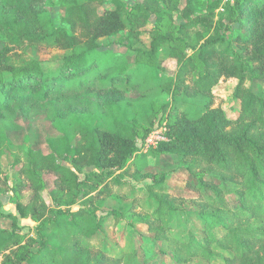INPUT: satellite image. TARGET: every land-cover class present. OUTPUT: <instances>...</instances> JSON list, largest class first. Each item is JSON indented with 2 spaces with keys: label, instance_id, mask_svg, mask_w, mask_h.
<instances>
[{
  "label": "trees",
  "instance_id": "obj_1",
  "mask_svg": "<svg viewBox=\"0 0 264 264\" xmlns=\"http://www.w3.org/2000/svg\"><path fill=\"white\" fill-rule=\"evenodd\" d=\"M9 1L20 5L22 15L0 22V34L7 42L0 52V78L6 77L0 82L1 91H10L8 95L3 94L7 96L5 100H0V107L4 111L10 107L7 100H13L12 96L22 97L20 99L36 97L44 101L52 93L59 92L61 87L67 89L75 84L78 85L77 89L98 88L108 92L112 90L113 93L115 90L130 93L132 87H137L135 82L139 78L121 67V61L109 66L108 70H101L99 63L104 56H100L99 41L125 31L129 37L140 39L141 30L153 15L159 21L173 18L162 12L158 0H146L131 9L123 0H113L114 8L103 15L99 14V10L105 0H64L62 21L68 28H57L51 18H44L31 10L27 3L23 5L19 0ZM197 1L185 0L183 9L176 3L175 10L181 13L186 22L181 26L183 36L155 30L150 48L139 51L147 64L162 73H165L163 65L167 60H176L180 65L175 78H166L164 83L153 89L162 87L176 94L187 81H191L192 85L187 86V96H202L208 100L222 77L240 79L235 97L241 102V113L237 120L232 121L219 109H211L210 103L202 108L196 104L182 103L181 111L179 107L176 109L169 124L167 141L160 143L158 148L159 153L178 155L182 160L194 158L189 171L207 167L206 174L219 181L220 187L200 184L203 190H210L205 187L209 186L215 191L214 196L206 195L208 208L199 214L201 236L192 232L188 239H182L173 233L172 216L178 209L173 201H169L170 195H164L166 177L155 180L154 185L148 187L150 198L157 203V207L152 213L140 216L139 223L147 225L154 236L152 240L163 245L160 252L170 255L175 264L194 261L209 264L219 256L224 257V264H264V90L257 95L246 88L244 69L227 60L229 48L217 47L223 39L218 32V35L213 33V19L209 15H196ZM258 1L261 0H236L234 12L242 17ZM210 7L213 12L218 3L211 2ZM255 16L258 18V14ZM240 26L245 27L246 24ZM190 30H196L198 42L203 43L194 55L187 57L184 48L188 44L189 37L186 35ZM241 40L252 44L254 54L251 60L264 79V26H260L256 33H239L237 39L232 41L239 43ZM42 45L73 52L67 59L63 73L48 74L42 69L40 61L28 58V49ZM28 60H32L31 67L17 68L16 62L25 63ZM199 71H203L202 77H199ZM143 90L147 92L150 89ZM129 132L123 130L122 126L116 131L101 126L93 129L87 134V143L78 147L73 168L58 163L60 159L68 160L62 155L54 159L43 152L34 154L32 168L19 172L17 188L21 193L26 191L28 197L19 201L18 210L26 214L27 210L32 209L31 217L41 223L40 243L38 248H33L36 240L30 239V246L17 248L23 239L14 231L0 228V249L10 251L4 264L150 263L155 254L141 262L140 252L135 245L133 249L120 251L118 255H113L107 248H83L80 242L94 237L103 226L96 210L71 209L77 204L83 189L86 190L85 196L92 195L105 181L104 173H93L92 179L89 176L86 181H80L79 174L85 169L119 172L127 167L138 152L137 135ZM53 143H57V140ZM63 147L69 149L67 144ZM40 172L54 176L55 189L51 195L59 205L57 211L46 201V185ZM229 196L235 197L237 207L231 206L227 199ZM1 207L0 204V219H12L15 227L16 216L4 215ZM53 214L55 219L50 217ZM217 231L224 234L220 236Z\"/></svg>",
  "mask_w": 264,
  "mask_h": 264
},
{
  "label": "rangeland",
  "instance_id": "obj_2",
  "mask_svg": "<svg viewBox=\"0 0 264 264\" xmlns=\"http://www.w3.org/2000/svg\"><path fill=\"white\" fill-rule=\"evenodd\" d=\"M19 1L23 5L27 3L31 10L44 18H51L57 28L67 27L62 21L65 12L64 0H29L30 4L28 0ZM123 1L131 9L146 0ZM235 1L199 0L196 15H209L213 19V33L219 34L221 40L223 39L217 47L229 48L227 60L244 69L247 76L246 88L259 95L264 90V79L256 71V66L251 60L254 48L251 43H244L243 40L239 43L232 40L237 39L239 33L240 35L256 33L260 26H264V0L255 2L251 10L242 17L234 12ZM158 2L162 12L172 15V19L165 18L159 21L157 16L153 15L146 27L141 30L143 32L140 39L129 37L128 32L125 31L115 37L99 41L100 56H104V60L99 63L101 70H108L109 66L121 61V67H125L130 74L139 78L135 82L137 87H132L130 93L119 90L113 93L112 90L108 92L98 88L77 89L78 85L75 84L67 89L61 87L59 92L52 93L44 101L36 97L20 99L22 97L12 96L13 100H7L10 103L7 110L4 111L0 107L1 212L4 215L15 213L17 218L15 227L12 219L1 218L0 228L14 231L23 239L17 248L30 246V239L36 240L33 248H38L41 224L31 217V208L25 212L26 214L18 210L19 201L28 197L26 191L21 193L17 188L19 172L32 168L35 161L34 154L37 152H43L54 159L62 155L68 160L60 159L58 163L73 168V158L76 157L78 147H83L87 143L86 138H89L87 134L99 126L113 131L119 130L122 126V129L128 133L133 131L137 135L138 152L122 171L87 168L79 174L80 181H86L89 176L93 177V173L106 175L105 181L95 193L85 196L86 190L83 189L77 204L71 207L74 211L82 208L96 210L103 226L94 237L80 242L82 247L91 250L94 247L107 248L113 255H118L120 251L133 249L135 245L140 252L141 262L155 254L149 264H174L170 255L160 252L163 245L152 240L154 236L149 232L147 225L139 223L140 216L152 213L157 207V203L150 198L148 187L154 185L155 180L158 181L161 177H166L167 182L164 195L169 194V201H173L178 209V212L172 216L173 233L182 239H188L192 232L201 236L199 214L204 208H208L206 195L214 196L215 191L209 186L205 187L210 190H203L200 184L220 187L219 181L206 174L207 167L189 171L188 167L194 163V158L182 160L178 155L159 153L158 148L160 143L167 141L169 124L174 118L176 109L179 107L181 111L182 103L196 104L198 108L210 103L211 109H219L227 119L237 120L241 113V102L235 97V92L240 79L222 77L214 86L212 96L208 100H204L202 96L196 98L187 96V86L192 85L191 81H187V84L176 94L174 91L169 93L162 87L153 89L164 83L166 78H175L180 65L176 60H167L163 65L165 73H162L158 68L147 64L141 58L139 51H147L150 48L153 31L172 32L183 36L181 26L186 23L181 13L175 10L177 2L183 9L186 5L185 0H158ZM211 2L218 3V7L213 12L210 11ZM19 7L20 5L15 1L0 0V22L19 18L22 15ZM113 8V0H105L99 14L103 15ZM255 14H258V18ZM241 24L246 26L241 27ZM228 28L230 30H227ZM195 32L196 30H190L186 35L189 37L188 44L184 48L187 57L194 55L203 43L198 42ZM6 46V39L0 34V52ZM26 54L29 59L40 61L44 72L58 75L66 70L67 59L73 55V52L42 45L28 49ZM31 61L16 62L17 68L31 67L33 65ZM199 72V77H202L203 71ZM5 78L2 76L0 82L2 83ZM1 83L0 100L3 101L7 97L3 94L8 95L10 91L3 93ZM142 88L150 90L146 92L142 91ZM62 90L64 92H60ZM54 140H57V143H53ZM66 144L69 149L63 147ZM40 176L46 185L45 198L48 205L55 211L59 210V205L51 195L55 189L54 176L48 172H40ZM227 199L232 207H237L234 196H229ZM50 217L55 219L54 214ZM217 232L220 236L224 234ZM143 239H148L150 243ZM9 254L10 251L3 252L0 249V264L5 263ZM223 259V256H219L209 264H224ZM190 264H199V262L194 261Z\"/></svg>",
  "mask_w": 264,
  "mask_h": 264
},
{
  "label": "crops",
  "instance_id": "obj_3",
  "mask_svg": "<svg viewBox=\"0 0 264 264\" xmlns=\"http://www.w3.org/2000/svg\"><path fill=\"white\" fill-rule=\"evenodd\" d=\"M12 215H15L16 216V214L15 213H13ZM160 254V253H159ZM157 256H158V254H156V258H157ZM171 258V257H170ZM174 263V262H173ZM175 264V263H174Z\"/></svg>",
  "mask_w": 264,
  "mask_h": 264
}]
</instances>
